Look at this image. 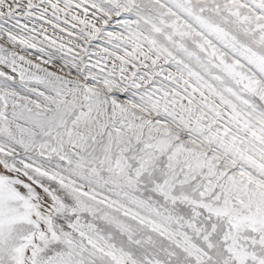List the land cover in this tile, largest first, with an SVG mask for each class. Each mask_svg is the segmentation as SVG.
<instances>
[{"label": "snow or ice", "instance_id": "snow-or-ice-1", "mask_svg": "<svg viewBox=\"0 0 264 264\" xmlns=\"http://www.w3.org/2000/svg\"><path fill=\"white\" fill-rule=\"evenodd\" d=\"M0 264H264V0H0Z\"/></svg>", "mask_w": 264, "mask_h": 264}]
</instances>
